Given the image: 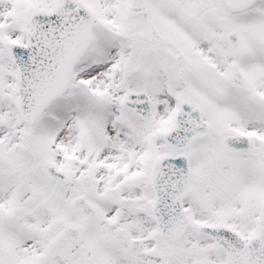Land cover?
<instances>
[{
    "label": "snow or ice",
    "instance_id": "obj_1",
    "mask_svg": "<svg viewBox=\"0 0 264 264\" xmlns=\"http://www.w3.org/2000/svg\"><path fill=\"white\" fill-rule=\"evenodd\" d=\"M0 264H264V0H0Z\"/></svg>",
    "mask_w": 264,
    "mask_h": 264
}]
</instances>
